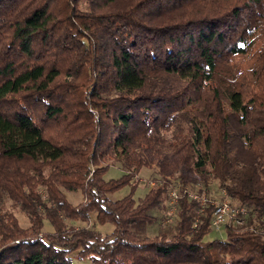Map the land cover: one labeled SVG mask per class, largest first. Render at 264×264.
<instances>
[{
	"label": "trees",
	"instance_id": "1",
	"mask_svg": "<svg viewBox=\"0 0 264 264\" xmlns=\"http://www.w3.org/2000/svg\"><path fill=\"white\" fill-rule=\"evenodd\" d=\"M143 168L159 177L136 200ZM212 181L248 209L225 238L187 193ZM91 216L114 230L69 223ZM74 258L264 264V0H0V264Z\"/></svg>",
	"mask_w": 264,
	"mask_h": 264
},
{
	"label": "rangeland",
	"instance_id": "2",
	"mask_svg": "<svg viewBox=\"0 0 264 264\" xmlns=\"http://www.w3.org/2000/svg\"><path fill=\"white\" fill-rule=\"evenodd\" d=\"M250 59L249 58H244L243 61V65L247 66L250 64ZM123 171L120 168L119 164H113L111 165L108 170L105 173V178L106 179H118L122 176ZM138 179L140 180V183L138 185V187L135 189L133 196L136 200H140L141 198H143L148 189H149V183L150 181H153L155 178H158L159 175L157 174L156 170L154 168H143L139 173H138ZM177 185H179L178 183H176ZM210 192L211 194H213V196L218 197L220 195V190L218 188V184L216 181H212L210 184ZM67 196H68V200L73 204V205H77L78 203H80L81 201H83V194L81 191H66ZM130 193V186L127 185L124 188L110 194V197L112 199H118L121 197H124L126 195H128ZM232 201V200H231ZM234 203V202H233ZM11 201H7V207L8 209L12 210L14 212V214L17 216L21 226L23 227H27L29 226L30 222L29 219L27 217V215L25 213H23L19 207H14L11 205ZM235 204V203H234ZM168 207V206H167ZM167 207L164 205L163 207V211L161 212H157V215H159V217H162V215H164V213L166 214L167 211V215H168V210ZM174 219H165L164 221H162V219L160 218V223L157 222L153 228L149 229L147 232L149 234H155L157 232H159V230L161 228L164 227L165 224L168 223H172ZM94 217L91 216V219L89 222H82V221H69L70 224L75 225L76 227H95L97 230H99L100 232H102V234H107V233H111L114 230V225L110 224V223H106V224H98V223H94ZM161 223L163 224V226L161 227ZM43 231H53V227L52 225L45 220L44 223V227H43ZM226 236V232L224 227H222L220 230H211V232L205 236V239H214V238H225ZM73 262L75 264H91L90 261L88 259H77L74 258Z\"/></svg>",
	"mask_w": 264,
	"mask_h": 264
},
{
	"label": "built area",
	"instance_id": "3",
	"mask_svg": "<svg viewBox=\"0 0 264 264\" xmlns=\"http://www.w3.org/2000/svg\"><path fill=\"white\" fill-rule=\"evenodd\" d=\"M150 186H153L155 182L150 181ZM186 191V190H185ZM188 195L193 198L200 200L202 203L201 211L204 210L206 205L210 204L213 206V218L211 227L214 230H220L225 225H243L246 222L248 215V209L245 206L234 204L231 201L226 189L220 190L218 197H210L207 195L198 194L193 191H187ZM181 198L180 186L173 183L170 185L168 204L169 219H172L175 215L177 204Z\"/></svg>",
	"mask_w": 264,
	"mask_h": 264
},
{
	"label": "snow or ice",
	"instance_id": "4",
	"mask_svg": "<svg viewBox=\"0 0 264 264\" xmlns=\"http://www.w3.org/2000/svg\"><path fill=\"white\" fill-rule=\"evenodd\" d=\"M241 47H243V45H241Z\"/></svg>",
	"mask_w": 264,
	"mask_h": 264
}]
</instances>
